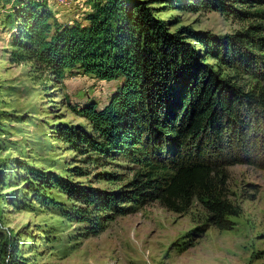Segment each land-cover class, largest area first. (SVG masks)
<instances>
[{"label":"trees","instance_id":"1","mask_svg":"<svg viewBox=\"0 0 264 264\" xmlns=\"http://www.w3.org/2000/svg\"><path fill=\"white\" fill-rule=\"evenodd\" d=\"M180 1L185 8L199 6L251 21L245 31L222 43V60L262 85L255 83L245 91L219 79L198 61L185 39L193 36L207 56H218L212 41L191 27L169 31L144 0H93L86 24L60 23L46 0H17L10 59L30 64L44 81H59L71 69L101 80H120L105 106L93 102L78 110L89 131L62 136L83 153L122 155L139 165L122 190L56 180L27 166L17 172L26 188L35 190V200L58 207L67 218L83 223L88 233L103 230L107 221L135 204L154 200L184 212L195 199L223 230L231 229L228 217L238 213L222 192L227 179L223 167L238 161L226 144L231 149L244 145L241 134L264 122V53L249 55L241 49L264 52V0ZM209 148L218 162L206 157ZM53 186L73 202L71 209L46 195ZM13 243L10 240L9 247ZM9 254L6 264H26Z\"/></svg>","mask_w":264,"mask_h":264},{"label":"rangeland","instance_id":"2","mask_svg":"<svg viewBox=\"0 0 264 264\" xmlns=\"http://www.w3.org/2000/svg\"><path fill=\"white\" fill-rule=\"evenodd\" d=\"M92 1L46 3L60 23L86 24L84 18L91 11ZM144 1L169 31L191 27L212 41L219 49L218 56H207L193 36L185 39L197 52L198 61L219 79L236 83L245 91L255 83L263 84L222 60V43L245 31L250 20L199 6L185 8L180 0ZM16 3L0 0V264H6L9 251L26 264H264L261 120L253 131L241 134L244 145L237 140L238 145L231 149L226 144L229 154H238L236 163L223 167L227 179L222 192L238 211L228 217L231 229L216 227L205 206L195 199L184 212L168 210L154 200L135 204L94 234L86 232L83 223L67 218L58 207L35 200V190L27 189L23 177L17 176L26 166L56 180L107 191L122 190L140 166L122 155L83 153L62 136L65 132L89 131L78 110L93 102L98 108L105 106L120 80H101L71 69L59 81H44L31 71L30 64L14 62L9 51ZM241 49L249 55L264 53L256 47ZM250 144L255 145L254 151ZM206 157L218 162L214 149H207ZM45 192L65 209L72 208L73 202L57 186ZM10 240L14 242L11 247Z\"/></svg>","mask_w":264,"mask_h":264}]
</instances>
